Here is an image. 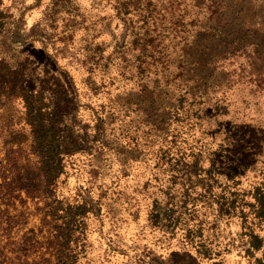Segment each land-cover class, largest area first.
I'll return each instance as SVG.
<instances>
[{"label":"rangeland","instance_id":"374dc122","mask_svg":"<svg viewBox=\"0 0 264 264\" xmlns=\"http://www.w3.org/2000/svg\"><path fill=\"white\" fill-rule=\"evenodd\" d=\"M24 98L86 210L73 264H264V0H0V158L40 191Z\"/></svg>","mask_w":264,"mask_h":264},{"label":"trees","instance_id":"16d2710c","mask_svg":"<svg viewBox=\"0 0 264 264\" xmlns=\"http://www.w3.org/2000/svg\"><path fill=\"white\" fill-rule=\"evenodd\" d=\"M25 102L28 104L26 123L31 128L32 143L42 149L39 153L40 161L35 168L37 173L35 176L40 180L41 190L37 191L30 185H24L19 168L22 156L14 150H7L6 156L0 158V200L8 201V208L0 210V264H29L31 255L40 250L37 246L38 237L46 239L47 251L40 253V260L35 264H73V233L80 224L78 217H84L86 210L82 208L81 211L74 213L70 205L65 206L54 197L56 184L64 173L61 155L57 146L52 145V135L49 134L52 126L49 120L33 110L28 98ZM23 191L26 192L28 199H31L36 211L26 212L29 209L28 200H21V207L26 211L20 213L21 219L14 220L9 216V210L15 207L18 192ZM41 201L43 207L40 206ZM36 214L40 216V224L19 239H15L13 237L15 225L24 224L29 216ZM45 231L48 232L47 237H44ZM5 240L7 241L4 242Z\"/></svg>","mask_w":264,"mask_h":264}]
</instances>
